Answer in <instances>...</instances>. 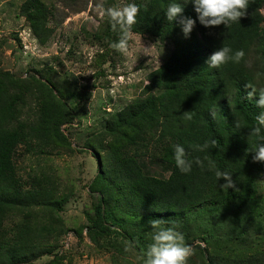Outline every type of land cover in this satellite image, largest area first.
Returning a JSON list of instances; mask_svg holds the SVG:
<instances>
[{
	"label": "rangeland",
	"instance_id": "1",
	"mask_svg": "<svg viewBox=\"0 0 264 264\" xmlns=\"http://www.w3.org/2000/svg\"><path fill=\"white\" fill-rule=\"evenodd\" d=\"M24 1L0 0V71L19 79L34 76L42 80L49 71L54 93L75 116L71 124L61 127L66 140L62 145H20L13 157L22 191L40 182L54 191L53 199L66 201L60 211L27 203L35 235L52 221L61 230L49 239L52 254L35 264H143L154 231L149 219H159L162 227H172L184 236L193 248L187 264L210 260L213 264H264V163H254L251 156L247 169L230 170L236 188H222L225 180L221 179L200 203L178 211L156 209L154 202L136 196L132 184L116 177L124 159L134 160L143 176L162 187L170 167L166 155L170 142L158 131L152 130L136 145L127 144L126 137L117 132L122 125L119 112L149 96L143 88L151 73L174 50L170 40L142 33H134L128 56L110 47L104 13L134 0H40L48 9L47 25L52 30L45 45L39 44L19 14ZM260 13L264 17V8ZM145 47H151L149 55L144 54ZM110 126L114 134H103ZM88 148L100 154L102 161L104 222L109 226L103 235H88L85 229L96 221L98 198L88 190L98 171ZM20 218L3 223L5 238L20 237L12 232Z\"/></svg>",
	"mask_w": 264,
	"mask_h": 264
},
{
	"label": "trees",
	"instance_id": "2",
	"mask_svg": "<svg viewBox=\"0 0 264 264\" xmlns=\"http://www.w3.org/2000/svg\"><path fill=\"white\" fill-rule=\"evenodd\" d=\"M170 2L172 0H134L140 11L133 32L170 40L174 50L167 61L151 73L149 83L143 88L144 94L149 96L119 112L122 125L117 127V132L126 137L129 145L144 141L152 130L167 139L170 142L166 149L169 176L162 187H157L155 180L152 182L149 176L142 175L137 162L124 159L116 177L132 184L136 196L146 203L154 202L156 209L178 211L197 205L207 191L221 183L215 171L230 173V170L247 169L253 156L251 151L264 143V129L260 136H248L262 110L255 103L258 96L249 100L250 89L245 87L249 82L257 88L264 87V28L261 27L264 17L260 13L264 0H249L247 15L230 28L201 25L194 4L177 0L183 5L182 15L196 20L190 38L183 36L178 23L167 20L165 10ZM19 14L29 23L39 44L45 45L52 33L47 25V7L40 0H25ZM105 26V37L110 43L117 41L118 35L111 30L109 18ZM223 46L231 48L233 53L242 49L244 59L240 63L229 61L219 69L209 68L206 60ZM45 75V80L34 76L19 79L9 71H0V264H35L39 258L52 254L49 239L61 231L52 221L38 229L39 235L34 234L29 222L33 215L27 203L49 205L52 210L60 211L66 201L65 198L53 199L54 191L40 182L33 184L31 190L22 191L13 164L20 145L27 148L62 145L66 140L61 127L75 120L73 110L54 93L49 71ZM213 110L215 118L211 115ZM187 111H191V120L183 115ZM237 119L241 122L240 128L235 126ZM113 131L110 126L103 134L110 136ZM213 139L218 142L217 148L200 151L194 147ZM177 144L185 148L187 158L193 161L190 173H181L175 165L174 146ZM88 150L98 170L88 190L98 198L94 207L96 221L85 229L88 235L93 232L103 235L109 226L104 222L102 161L100 154ZM196 158L204 162L203 169L195 164ZM209 161L215 166L212 170H209ZM17 216L21 221L12 232L20 237L9 240L3 235V223ZM208 264L213 262L210 260Z\"/></svg>",
	"mask_w": 264,
	"mask_h": 264
},
{
	"label": "clouds",
	"instance_id": "3",
	"mask_svg": "<svg viewBox=\"0 0 264 264\" xmlns=\"http://www.w3.org/2000/svg\"><path fill=\"white\" fill-rule=\"evenodd\" d=\"M184 3L191 2L194 4V10L201 25L211 28L224 25L227 28L234 23L240 22L241 18L247 15L249 0H183ZM139 7L135 3H128L119 7H110L104 13L111 25V30L117 33L118 40L110 44V47L121 55L128 56L130 52V44L133 40V26L136 24L139 14ZM183 5L177 0H172L165 10L166 18L169 22L178 23L183 36L190 38L195 27L196 20L182 15ZM151 47H145L144 54L149 55ZM245 57V52L241 50H233L227 46L216 50L206 60L209 68L219 69L222 65L233 61L240 63ZM250 89L247 98L252 100L258 96L255 101L256 106L262 111L256 116V126L249 129L248 136H260L264 129V87L257 88L253 83L249 82L245 85ZM185 119L191 120V111L183 113ZM215 118V111L211 112ZM235 126L240 128V120L235 121ZM197 150L204 151L209 147L217 148L216 140L206 141L203 145L194 146ZM253 162L264 163V143L258 144L252 151ZM188 153L185 148L179 144L174 146V160L176 167L181 173H190L193 161L187 158ZM195 164L201 169L204 168V162L199 158L195 159ZM209 170L214 169V164L209 161ZM216 177L226 182L221 184L222 188H236V183L232 179L229 172L215 171ZM148 224L154 230L152 242L148 245L143 264H187L190 256L193 255V248L184 242V236L172 227H162L161 220L149 219Z\"/></svg>",
	"mask_w": 264,
	"mask_h": 264
}]
</instances>
